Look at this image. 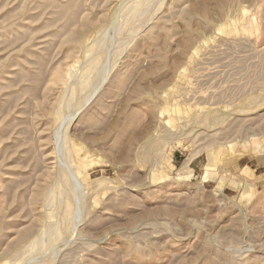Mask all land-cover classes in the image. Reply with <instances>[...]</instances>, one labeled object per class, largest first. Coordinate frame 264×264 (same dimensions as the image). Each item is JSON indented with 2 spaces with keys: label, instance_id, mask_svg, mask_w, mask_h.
Segmentation results:
<instances>
[{
  "label": "rangeland",
  "instance_id": "rangeland-1",
  "mask_svg": "<svg viewBox=\"0 0 264 264\" xmlns=\"http://www.w3.org/2000/svg\"><path fill=\"white\" fill-rule=\"evenodd\" d=\"M0 264H264V0H0Z\"/></svg>",
  "mask_w": 264,
  "mask_h": 264
}]
</instances>
